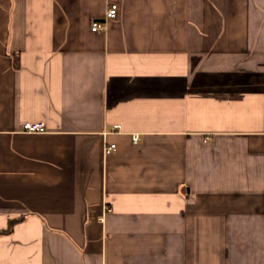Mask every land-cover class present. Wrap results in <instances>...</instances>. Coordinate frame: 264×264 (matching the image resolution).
Masks as SVG:
<instances>
[{
	"label": "crops",
	"instance_id": "0c3cea01",
	"mask_svg": "<svg viewBox=\"0 0 264 264\" xmlns=\"http://www.w3.org/2000/svg\"><path fill=\"white\" fill-rule=\"evenodd\" d=\"M20 218L0 264H264V0H0Z\"/></svg>",
	"mask_w": 264,
	"mask_h": 264
},
{
	"label": "built area",
	"instance_id": "2783aa9c",
	"mask_svg": "<svg viewBox=\"0 0 264 264\" xmlns=\"http://www.w3.org/2000/svg\"><path fill=\"white\" fill-rule=\"evenodd\" d=\"M117 5L113 4L109 7L106 13V18H113L117 13ZM105 28V23L101 21H93L92 23V31H100ZM46 124L44 122H28L23 124V130L26 133H44L46 131ZM118 126H115L114 129H117ZM134 141H138V137L134 138ZM116 148L115 144L108 145L106 147L107 152H110Z\"/></svg>",
	"mask_w": 264,
	"mask_h": 264
},
{
	"label": "trees",
	"instance_id": "16d2710c",
	"mask_svg": "<svg viewBox=\"0 0 264 264\" xmlns=\"http://www.w3.org/2000/svg\"><path fill=\"white\" fill-rule=\"evenodd\" d=\"M22 220H23L22 218L17 219V220H12V221L10 222V226H9L8 229H6V230H0V235H5V234H9V233H11V232H12V229H13V226H14L16 223L21 222Z\"/></svg>",
	"mask_w": 264,
	"mask_h": 264
}]
</instances>
